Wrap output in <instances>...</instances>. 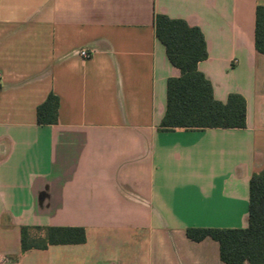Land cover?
<instances>
[{"label":"crops","instance_id":"1","mask_svg":"<svg viewBox=\"0 0 264 264\" xmlns=\"http://www.w3.org/2000/svg\"><path fill=\"white\" fill-rule=\"evenodd\" d=\"M264 0H0V264H225L189 228L248 226L264 169ZM198 26V65L245 129H160L180 76L155 16ZM93 52L85 60L79 51ZM53 93L58 122L39 126ZM82 227L84 244L22 254V227Z\"/></svg>","mask_w":264,"mask_h":264},{"label":"trees","instance_id":"2","mask_svg":"<svg viewBox=\"0 0 264 264\" xmlns=\"http://www.w3.org/2000/svg\"><path fill=\"white\" fill-rule=\"evenodd\" d=\"M155 34L163 44L170 63L180 76L167 82V105L160 129L165 131L205 129H245L247 103L243 96L231 94L223 103L213 92L212 83L199 71L209 54L205 36L198 26L183 19L158 14ZM255 48L264 55V6L256 9ZM60 99L53 93L37 108L39 126L58 122ZM187 237L200 242L211 238L219 244L225 264H264V169L254 173L249 184L248 226L239 229L189 228ZM82 227H22V254L46 250L53 245L84 244Z\"/></svg>","mask_w":264,"mask_h":264},{"label":"built area","instance_id":"3","mask_svg":"<svg viewBox=\"0 0 264 264\" xmlns=\"http://www.w3.org/2000/svg\"><path fill=\"white\" fill-rule=\"evenodd\" d=\"M79 55L85 59V60H88L92 57L93 55V52L87 48H83L79 51Z\"/></svg>","mask_w":264,"mask_h":264}]
</instances>
